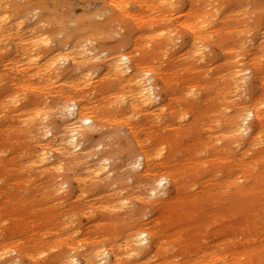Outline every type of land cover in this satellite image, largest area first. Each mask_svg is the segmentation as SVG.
<instances>
[{"label":"clouds","instance_id":"9594fccd","mask_svg":"<svg viewBox=\"0 0 264 264\" xmlns=\"http://www.w3.org/2000/svg\"><path fill=\"white\" fill-rule=\"evenodd\" d=\"M0 264H264V0H0Z\"/></svg>","mask_w":264,"mask_h":264},{"label":"rangeland","instance_id":"374dc122","mask_svg":"<svg viewBox=\"0 0 264 264\" xmlns=\"http://www.w3.org/2000/svg\"><path fill=\"white\" fill-rule=\"evenodd\" d=\"M174 204H176V203H174ZM174 204L168 206V208L173 207ZM201 204H202L203 209H202V212L198 214V216L193 215L194 216L193 218H190L191 216H189L185 221L183 220L184 221L183 223L180 220H176V216H174L173 219H175V220H173V222H175V221L176 222H175V224H170V226L173 228H178V229H181V230L187 232V231H192L194 227L198 226L200 223L205 222L210 216H213V213H212V209L208 205H206L204 203H201ZM194 206H195V204L188 205L186 207H192L191 208V210H192V209H194ZM167 213H168V211L166 209V216H167ZM217 217L223 219L224 222L227 223V217H225L223 215V213H222V215H219ZM194 224H196V226L193 227ZM215 227H220V225H215Z\"/></svg>","mask_w":264,"mask_h":264},{"label":"bare ground","instance_id":"6f19581e","mask_svg":"<svg viewBox=\"0 0 264 264\" xmlns=\"http://www.w3.org/2000/svg\"><path fill=\"white\" fill-rule=\"evenodd\" d=\"M192 207H186V206H182L179 202H177L176 204L173 205V207H169L167 208V219L169 224H175V222H173V217L176 216V220H180L182 223L189 217L193 218V215L198 216L199 213L202 212V204H195L194 209L191 210ZM222 208H216L215 211H212L213 216H219L222 215ZM184 220V221H183ZM196 226V224L193 225V227Z\"/></svg>","mask_w":264,"mask_h":264}]
</instances>
